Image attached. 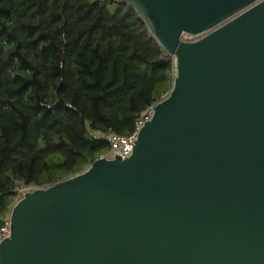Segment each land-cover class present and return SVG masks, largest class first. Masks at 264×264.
Wrapping results in <instances>:
<instances>
[{
    "label": "water",
    "instance_id": "1",
    "mask_svg": "<svg viewBox=\"0 0 264 264\" xmlns=\"http://www.w3.org/2000/svg\"><path fill=\"white\" fill-rule=\"evenodd\" d=\"M114 1L174 58L172 88L129 158L12 206L0 264H264V0Z\"/></svg>",
    "mask_w": 264,
    "mask_h": 264
},
{
    "label": "trees",
    "instance_id": "2",
    "mask_svg": "<svg viewBox=\"0 0 264 264\" xmlns=\"http://www.w3.org/2000/svg\"><path fill=\"white\" fill-rule=\"evenodd\" d=\"M175 60L114 0H0V215L84 171L173 85Z\"/></svg>",
    "mask_w": 264,
    "mask_h": 264
},
{
    "label": "built area",
    "instance_id": "3",
    "mask_svg": "<svg viewBox=\"0 0 264 264\" xmlns=\"http://www.w3.org/2000/svg\"><path fill=\"white\" fill-rule=\"evenodd\" d=\"M184 41H194L197 38L191 37L189 35H184L182 38ZM154 106L150 107L142 116L140 120L136 123L135 130L126 135V136H117L112 132H107L103 135V140L106 141L107 145L110 148L109 155L105 158H119L121 160H125L130 157L133 147L136 143L138 132L140 128L143 126L145 121L150 120L153 114ZM40 188H22L20 193L23 195L27 192H31L33 190ZM10 235V219L8 216L0 215V242L4 239L8 238Z\"/></svg>",
    "mask_w": 264,
    "mask_h": 264
}]
</instances>
